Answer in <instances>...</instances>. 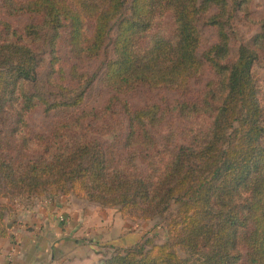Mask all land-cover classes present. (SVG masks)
I'll list each match as a JSON object with an SVG mask.
<instances>
[{
	"label": "trees",
	"instance_id": "16d2710c",
	"mask_svg": "<svg viewBox=\"0 0 264 264\" xmlns=\"http://www.w3.org/2000/svg\"><path fill=\"white\" fill-rule=\"evenodd\" d=\"M234 4L249 13L252 0ZM25 15L39 21L18 30L5 19ZM230 18L226 0H0V237L4 201L74 197L167 231L165 243L143 235L102 264H264V23L232 59ZM202 25L219 34L200 56ZM113 31L102 78L112 96L86 111L97 77L75 66L78 86L63 84L59 44L95 60ZM45 55L54 102L39 87ZM207 67L214 79L192 97ZM139 88L178 99L134 109L121 96ZM40 106L66 115L49 135L29 125Z\"/></svg>",
	"mask_w": 264,
	"mask_h": 264
},
{
	"label": "crops",
	"instance_id": "0c3cea01",
	"mask_svg": "<svg viewBox=\"0 0 264 264\" xmlns=\"http://www.w3.org/2000/svg\"><path fill=\"white\" fill-rule=\"evenodd\" d=\"M0 264H102L105 251L136 244L129 221L74 197L10 201ZM104 209V210H103Z\"/></svg>",
	"mask_w": 264,
	"mask_h": 264
},
{
	"label": "rangeland",
	"instance_id": "374dc122",
	"mask_svg": "<svg viewBox=\"0 0 264 264\" xmlns=\"http://www.w3.org/2000/svg\"><path fill=\"white\" fill-rule=\"evenodd\" d=\"M226 1L230 5L231 15L230 20L227 19L228 26L226 30L230 37L231 55L232 59H234L240 47L245 45H252L253 38L261 32V28L264 23V0H252V5L249 13H245L238 6H235L234 3L236 0ZM5 19L18 30H22L28 24L39 21L38 18L29 15L20 17L5 16ZM201 34L202 46L199 52L200 56H202L205 50L217 43L219 32L216 27L202 25ZM113 39L114 31L111 34L110 41L108 42L106 48L104 49L100 57L95 60H77L73 56L66 38H63L59 44V55L61 60L60 68L63 69L65 78L67 79V81H65L63 84L72 89H74L75 86H78L71 79L73 67L75 66L81 74H85L88 77H97L96 81L92 84L85 97L83 109L86 111L100 110L104 108L109 98L112 96V92L104 85V83L102 82V78L106 63L114 58L112 47ZM45 60V65L41 70L39 77V87L42 90V93H44L48 100H50L51 102H54L55 100H61L62 95L60 94L59 89L55 87V85H52V82H54L55 84L56 82L59 83L58 75L55 74L53 78L50 76L51 69L48 64L49 57L47 55H45ZM255 76L262 84H264V53L260 55V59L255 66ZM213 79L214 74L207 67L205 69L203 77L198 82H193L191 84V96H200L204 92L206 84ZM121 98L127 101L134 109H140L151 104H171L176 99H178V96L167 90L151 91L147 88H139L132 93L122 95ZM65 116V113L60 112H52L50 114H46L43 107L40 106L29 115L28 121L31 130L34 133L49 135L54 130V128L65 118ZM175 125L184 127L188 124L186 122L176 121ZM79 201L88 203L83 200ZM9 202L10 201H4V203ZM104 209L109 210V213L111 215H114L115 217L120 216L117 209ZM127 221H129V223H125L127 232L129 230H131V233L139 232L142 235L152 238L157 244H163L167 241V231L162 226V222L160 220H156L153 222H134L132 220ZM131 245L133 244H130L129 246ZM115 249L116 248L106 250L105 255L108 257L112 256L115 253Z\"/></svg>",
	"mask_w": 264,
	"mask_h": 264
}]
</instances>
